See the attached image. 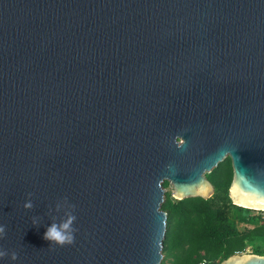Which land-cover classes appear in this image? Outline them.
<instances>
[{
  "label": "water",
  "instance_id": "water-1",
  "mask_svg": "<svg viewBox=\"0 0 264 264\" xmlns=\"http://www.w3.org/2000/svg\"><path fill=\"white\" fill-rule=\"evenodd\" d=\"M225 157L264 211V0H0V264H159L162 184L207 199Z\"/></svg>",
  "mask_w": 264,
  "mask_h": 264
},
{
  "label": "trees",
  "instance_id": "trees-1",
  "mask_svg": "<svg viewBox=\"0 0 264 264\" xmlns=\"http://www.w3.org/2000/svg\"><path fill=\"white\" fill-rule=\"evenodd\" d=\"M230 176L227 160L205 174L213 186L207 199L175 200L164 193L160 208L166 211V230L159 264H217L237 252L264 255V222L230 203L226 194ZM236 208L239 212H234ZM234 218L244 224L242 230L235 229Z\"/></svg>",
  "mask_w": 264,
  "mask_h": 264
},
{
  "label": "clouds",
  "instance_id": "clouds-1",
  "mask_svg": "<svg viewBox=\"0 0 264 264\" xmlns=\"http://www.w3.org/2000/svg\"><path fill=\"white\" fill-rule=\"evenodd\" d=\"M28 195L30 197L31 193ZM23 207L25 209H32L33 204L31 200L29 199L27 202H25ZM53 211L56 213L62 212L63 216L60 217L59 222H57L56 216H52V222L44 233V239L50 242L49 246L71 245L74 243V234L76 232V229L73 227V224L76 220V216L74 215L75 205L69 203L67 197H65L55 204L54 209H49V214H51ZM38 222L39 217L32 218L33 225H38ZM4 234L5 227L0 226V238H3ZM6 255H8L6 251L0 250V257H4ZM10 258L15 260L17 258V254L12 252Z\"/></svg>",
  "mask_w": 264,
  "mask_h": 264
},
{
  "label": "rangeland",
  "instance_id": "rangeland-1",
  "mask_svg": "<svg viewBox=\"0 0 264 264\" xmlns=\"http://www.w3.org/2000/svg\"><path fill=\"white\" fill-rule=\"evenodd\" d=\"M163 188H164L165 192H168L169 195H170V187H169L168 185H165V186H163ZM170 197H171V196H170ZM171 198H172V197H171ZM234 212H239V209H238V208L234 209ZM248 212H249V213H253V214H256V213H257L256 211H248ZM232 222H233V226L235 227V229H237L238 231L242 230V227L244 226L243 223L238 222V220H236L235 218L232 219ZM250 225H251V224H250ZM251 226H252V225H251ZM251 226H250V227H251ZM237 253H239V252H237Z\"/></svg>",
  "mask_w": 264,
  "mask_h": 264
},
{
  "label": "built area",
  "instance_id": "built-area-1",
  "mask_svg": "<svg viewBox=\"0 0 264 264\" xmlns=\"http://www.w3.org/2000/svg\"><path fill=\"white\" fill-rule=\"evenodd\" d=\"M257 213L255 214L259 220L260 223L264 222V211H256ZM198 264H213L210 262H199Z\"/></svg>",
  "mask_w": 264,
  "mask_h": 264
},
{
  "label": "flooded vegetation",
  "instance_id": "flooded-vegetation-1",
  "mask_svg": "<svg viewBox=\"0 0 264 264\" xmlns=\"http://www.w3.org/2000/svg\"><path fill=\"white\" fill-rule=\"evenodd\" d=\"M226 160H227L228 163H229V159H228V157H225L223 161H226ZM223 161H222V162H223ZM229 167H230V164H229ZM230 175H231V170H230ZM166 185H167V183H166ZM162 186H163V185H162ZM246 215H247V213H246Z\"/></svg>",
  "mask_w": 264,
  "mask_h": 264
}]
</instances>
